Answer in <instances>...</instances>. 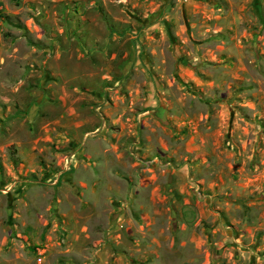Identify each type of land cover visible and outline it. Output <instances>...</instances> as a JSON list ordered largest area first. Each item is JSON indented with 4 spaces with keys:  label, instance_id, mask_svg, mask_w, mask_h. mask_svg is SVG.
I'll list each match as a JSON object with an SVG mask.
<instances>
[{
    "label": "rangeland",
    "instance_id": "rangeland-1",
    "mask_svg": "<svg viewBox=\"0 0 264 264\" xmlns=\"http://www.w3.org/2000/svg\"><path fill=\"white\" fill-rule=\"evenodd\" d=\"M0 264H264V0H0Z\"/></svg>",
    "mask_w": 264,
    "mask_h": 264
},
{
    "label": "built area",
    "instance_id": "built-area-1",
    "mask_svg": "<svg viewBox=\"0 0 264 264\" xmlns=\"http://www.w3.org/2000/svg\"><path fill=\"white\" fill-rule=\"evenodd\" d=\"M39 261H40V259H39Z\"/></svg>",
    "mask_w": 264,
    "mask_h": 264
}]
</instances>
